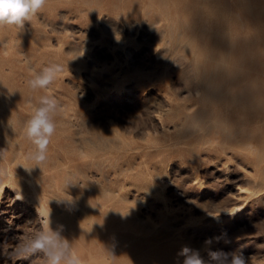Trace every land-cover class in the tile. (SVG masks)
Returning a JSON list of instances; mask_svg holds the SVG:
<instances>
[{
    "label": "rangeland",
    "instance_id": "374dc122",
    "mask_svg": "<svg viewBox=\"0 0 264 264\" xmlns=\"http://www.w3.org/2000/svg\"><path fill=\"white\" fill-rule=\"evenodd\" d=\"M41 96L58 111L35 167ZM51 228L80 264H264V0H46L0 28V264H46L14 253Z\"/></svg>",
    "mask_w": 264,
    "mask_h": 264
},
{
    "label": "clouds",
    "instance_id": "9594fccd",
    "mask_svg": "<svg viewBox=\"0 0 264 264\" xmlns=\"http://www.w3.org/2000/svg\"><path fill=\"white\" fill-rule=\"evenodd\" d=\"M45 3L46 0H0V28L6 26L23 28L26 22L31 21L42 10ZM62 70L56 64L44 67L28 81L30 89L36 91L47 88ZM57 111L58 102L55 98L41 96L34 105L30 117L23 122L24 132L34 145L30 159L35 162V167H39L46 160L47 145L56 129L54 116ZM12 130L14 131L13 128ZM37 252L43 254L46 264H80L71 250L70 241L61 235L60 230L51 228L36 233L21 243L14 254H23L27 257ZM208 255L207 264H245L242 254L209 251ZM177 256L181 258L179 264H206L200 250L188 246H183Z\"/></svg>",
    "mask_w": 264,
    "mask_h": 264
},
{
    "label": "bare ground",
    "instance_id": "6f19581e",
    "mask_svg": "<svg viewBox=\"0 0 264 264\" xmlns=\"http://www.w3.org/2000/svg\"><path fill=\"white\" fill-rule=\"evenodd\" d=\"M34 187V186H33ZM37 193V192H36ZM38 199V198H37ZM36 199V200H37ZM39 203V202H38ZM41 204V203H40ZM38 206H39V204H38ZM39 209H40V211H41V213L43 214V216L44 217H46V219H47V221H49V219H50V213H48V211H47V208L45 207V206H42V205H40V207H39ZM52 219V218H51ZM47 225V224H46ZM49 228V227H48ZM96 258V257H95ZM94 259V258H93ZM100 261H101V259H100ZM99 261V262H100ZM92 262V261H91ZM90 263V262H89ZM89 263H87V264H89ZM85 264V263H84ZM95 264H98V261H97V263H95ZM101 264V263H100Z\"/></svg>",
    "mask_w": 264,
    "mask_h": 264
}]
</instances>
